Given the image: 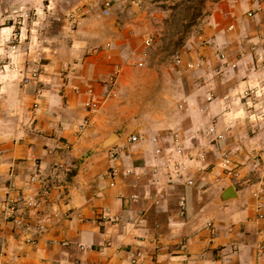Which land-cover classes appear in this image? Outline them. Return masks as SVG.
I'll return each mask as SVG.
<instances>
[{
	"label": "crops",
	"instance_id": "0c3cea01",
	"mask_svg": "<svg viewBox=\"0 0 264 264\" xmlns=\"http://www.w3.org/2000/svg\"><path fill=\"white\" fill-rule=\"evenodd\" d=\"M86 1L0 0V264H264V0L208 18L179 84L134 79L140 14Z\"/></svg>",
	"mask_w": 264,
	"mask_h": 264
},
{
	"label": "rangeland",
	"instance_id": "374dc122",
	"mask_svg": "<svg viewBox=\"0 0 264 264\" xmlns=\"http://www.w3.org/2000/svg\"><path fill=\"white\" fill-rule=\"evenodd\" d=\"M90 1V0H87ZM86 1V2H87ZM110 2V14L106 15V3ZM96 0L95 7L101 10L103 17L110 18L112 9L119 14L143 21L142 31L138 37L132 36L131 44L148 55L144 67H138L137 57L133 55L132 67L134 79L141 82L147 79L153 83H184L192 73L178 59L183 60L185 53L189 54L197 47L209 44L206 37L197 41L204 34V26L212 22L208 18L214 17L222 7H253L255 0ZM145 1V2H144ZM141 12L133 11L135 4ZM81 4L77 7H84ZM144 5V7H141ZM220 12V11H219ZM222 13V12H220ZM219 13V14H220ZM142 14V15H141ZM144 15V16H143ZM221 15V14H220ZM113 17V16H112ZM215 23V18H213ZM116 27V24H115ZM138 38V41L136 39ZM152 40L151 46L145 41ZM136 54V53H135ZM135 56V57H134ZM147 59V58H146ZM185 60V59H184ZM187 65V64H186ZM194 77V76H193Z\"/></svg>",
	"mask_w": 264,
	"mask_h": 264
},
{
	"label": "built area",
	"instance_id": "2783aa9c",
	"mask_svg": "<svg viewBox=\"0 0 264 264\" xmlns=\"http://www.w3.org/2000/svg\"><path fill=\"white\" fill-rule=\"evenodd\" d=\"M107 7H106V10H105V14L106 15H109L110 14V5L111 3L108 1L106 3ZM248 16H253V13L252 12H248ZM69 17L70 19L72 20L71 23L73 25H78L80 24L79 23V18L82 17V8H77L75 9L74 11H72L70 14H69ZM16 39H19V41L21 40V35H19L18 37H16ZM146 43V46H151L152 44V40L151 39H147L145 41ZM12 51L13 52H17L18 51V43L16 42H13L12 43ZM254 49V47H253ZM219 56L222 58V59H227V54L225 52H222L219 54ZM147 58V53L144 52L141 54L140 56V59H139V66H143L144 63H145V59ZM258 62L260 64H263L264 63V60L262 58V56H259L258 57ZM178 63L182 64V59H178ZM195 65L193 63H189L188 64V67L189 68H192L194 67ZM264 66V65H263ZM13 68V67H12ZM38 75L36 72H34L31 76H27L25 75L24 77V82L25 83H29L32 79H37ZM259 92H260V89L258 87H249L247 88L244 92H243V98H245L246 100L249 101V104H250V115H249V118L252 122H258L259 120H261L262 118H264V107H262L261 109H256V103H257V99L259 97ZM87 106H88V110L90 113H95L97 112L98 110V107H99V102L92 98L90 99V101H88L87 103ZM85 126H83L82 128H84ZM216 126H212L210 127L209 129V133L210 134H216ZM177 137V141H178V134L175 135ZM217 139H223L224 136L223 134H217L216 135ZM138 140V137L136 135H131L128 139L129 142H135ZM183 152V148L179 145L178 148H177V153L179 154H182ZM116 156V152H112L111 154V157L114 158ZM199 157L204 159L205 160V154L204 153H200L199 154ZM172 164L173 166L175 167V169H179L182 164L180 161H178L177 159H174L172 160ZM223 168H225L226 171H228L229 173L233 172L236 167L233 166L234 165V160H233V155L231 152H225L223 157H222V162H221ZM116 172V171H115ZM115 174V173H114ZM113 175V173H112ZM36 179L35 178H32V181H35ZM190 183H193V181H190ZM22 203H26L29 207H37L38 205V202L35 201L34 199H27V197L24 195V194H19L18 196L16 197H11V196H8L7 198V201H6V206H7V209L10 210V211H16L19 207L20 204ZM183 204V207L185 206L184 205V202H182ZM261 217H263V215H261ZM41 227L43 228V225H41ZM29 241H32L33 242V239L32 238H29ZM133 263L134 264H139V259L138 258H134L133 260Z\"/></svg>",
	"mask_w": 264,
	"mask_h": 264
},
{
	"label": "water",
	"instance_id": "95a60500",
	"mask_svg": "<svg viewBox=\"0 0 264 264\" xmlns=\"http://www.w3.org/2000/svg\"><path fill=\"white\" fill-rule=\"evenodd\" d=\"M111 143H112V140H107V141L103 144L102 148L105 149V148L109 147V146L111 145ZM232 190H233V188H232V187H229V188L226 190V192L224 193V195H223V197H222V200H226V199L230 198V197H231V196H230V193H231Z\"/></svg>",
	"mask_w": 264,
	"mask_h": 264
}]
</instances>
